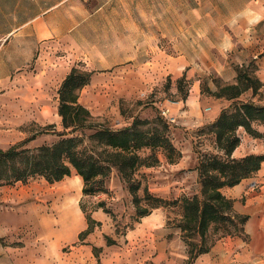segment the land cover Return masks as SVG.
<instances>
[{
  "label": "rangeland",
  "instance_id": "rangeland-1",
  "mask_svg": "<svg viewBox=\"0 0 264 264\" xmlns=\"http://www.w3.org/2000/svg\"><path fill=\"white\" fill-rule=\"evenodd\" d=\"M245 1L130 0L131 15H176V46L162 40V53L148 52L144 66L134 64L124 69L123 65L108 70L103 68L105 64L91 63L89 58L110 39L91 36L89 31L79 37L66 16L60 19L66 29L64 38L45 40L43 36L37 40L29 26L7 36L11 27L44 12L45 0H0L2 16L7 15L0 20V74L11 72L12 90L1 77L0 149L24 144V148L33 150L60 140L58 133L63 128L58 90L71 69L77 68L92 72L90 83L79 93V102L96 124L122 131L135 119L166 121L160 108L167 106L176 118L174 124L166 122L168 136L181 153L172 163L159 151V164L139 169L129 181L113 168L106 179L107 192L96 195L83 194V181L74 170L54 183L35 178L1 185L0 264H140L141 240L133 232L143 217L134 195L140 199V211L163 213L169 232L168 251L189 257L192 246L186 241H193L190 233L180 230L182 201L200 193L197 167L201 158L223 156L216 149L213 111L230 109L234 102L215 93L225 85L236 84L240 74L256 78L249 68L239 69L236 80L234 77L232 21L245 8ZM89 4H85L89 12L83 18L90 26L95 23L89 17L93 8ZM15 13L17 21L10 20V14ZM81 15L76 16L78 20ZM146 25L147 35H153L154 22L147 21ZM210 44L226 50L231 69L209 67L204 57ZM215 52L219 58V52ZM248 101L264 106V87L256 93L249 89L236 100ZM253 127L264 134V125ZM92 133L86 131V138ZM238 134L241 156L236 159L260 151L256 155L264 154V137L255 138L244 129ZM85 140L92 149L90 141ZM137 183L141 186L135 194L132 185ZM235 232L227 223L212 226L206 247Z\"/></svg>",
  "mask_w": 264,
  "mask_h": 264
},
{
  "label": "trees",
  "instance_id": "trees-1",
  "mask_svg": "<svg viewBox=\"0 0 264 264\" xmlns=\"http://www.w3.org/2000/svg\"><path fill=\"white\" fill-rule=\"evenodd\" d=\"M91 76L92 72L73 68L61 83L58 113L63 131L58 133L60 140L57 143L33 150L24 148V144L0 149V186L27 183L35 178L54 183L70 176L74 170L83 181V194L96 195L107 192L106 179L113 168L122 179L129 181L139 169L159 164V151L164 152L172 163L180 159L181 153L168 136V124L160 118L153 122L135 119L131 127L122 131H112L96 124L89 110L79 102V93L90 83ZM261 87L258 79L240 74L236 84L225 85L215 93L218 98L234 102L230 109L221 111L212 126L216 149L223 156L201 158L197 167L200 193L182 201L184 215L180 230L190 233L194 242L186 241L192 246L187 264L208 252L210 247H206V241L212 226L227 223L236 231L234 235H244L247 218L235 213L234 201L224 196L221 190L252 177L264 162V154L233 158L241 143L239 129L255 138L264 137L253 127V124L264 125V106L252 101L236 102L247 90L256 93ZM86 131L93 133L86 138ZM85 139L90 141L92 149L87 147ZM140 186V183L132 185L133 193L136 194ZM139 201L134 195L141 216H148L149 211H140Z\"/></svg>",
  "mask_w": 264,
  "mask_h": 264
},
{
  "label": "crops",
  "instance_id": "crops-1",
  "mask_svg": "<svg viewBox=\"0 0 264 264\" xmlns=\"http://www.w3.org/2000/svg\"><path fill=\"white\" fill-rule=\"evenodd\" d=\"M88 2L93 7L89 17L95 23L90 26L85 24L87 18H83V15L89 12L85 6ZM243 5L245 8L237 12L232 21L234 77L236 80L239 69L249 68L264 87V0H247ZM78 14H82L79 20L76 17ZM65 16L79 37L89 31L91 36L110 39L105 45L97 48L95 56L89 58L91 63L105 64L103 68L108 70L123 65L126 67L124 69H129L135 66L134 64L137 67L144 66L148 52L154 50L155 53H162L159 47L162 40H167L168 44L173 42V46L169 45L173 48L176 46V15H164L159 18L145 13L131 15L130 0H45L44 12L25 20L20 26L11 27L6 35L11 37L18 30L29 26L37 40L43 36L45 40L51 37L64 38L66 29L61 26L60 19L65 20ZM4 17L7 15L2 16L0 11V20ZM9 18L17 21V14H10ZM147 21L154 22L153 35H147ZM215 51L219 52V58L214 56ZM225 52L226 50L210 44L204 61L210 68L229 70L231 62H228ZM1 71L0 67V73ZM1 77L12 91L11 72L0 74V81ZM228 80L230 79L225 78V81ZM221 111H213L214 120ZM240 156L236 149L233 157ZM221 192L234 201L235 213L247 218L244 235L219 237L208 252L200 254L189 264H264V162L252 177L242 180L234 187H225ZM168 233L161 211L141 219L133 232L141 240L140 264H187L188 256L185 253L172 255L168 251Z\"/></svg>",
  "mask_w": 264,
  "mask_h": 264
},
{
  "label": "built area",
  "instance_id": "built-area-1",
  "mask_svg": "<svg viewBox=\"0 0 264 264\" xmlns=\"http://www.w3.org/2000/svg\"><path fill=\"white\" fill-rule=\"evenodd\" d=\"M161 116L166 120L169 124L176 123V118L172 115L170 109L167 106H163L160 108Z\"/></svg>",
  "mask_w": 264,
  "mask_h": 264
}]
</instances>
